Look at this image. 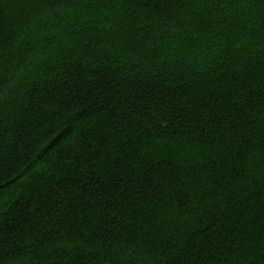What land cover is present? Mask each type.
Listing matches in <instances>:
<instances>
[{
  "label": "trees",
  "instance_id": "16d2710c",
  "mask_svg": "<svg viewBox=\"0 0 264 264\" xmlns=\"http://www.w3.org/2000/svg\"><path fill=\"white\" fill-rule=\"evenodd\" d=\"M262 95L264 0H0V264H262Z\"/></svg>",
  "mask_w": 264,
  "mask_h": 264
},
{
  "label": "snow or ice",
  "instance_id": "6c2138e0",
  "mask_svg": "<svg viewBox=\"0 0 264 264\" xmlns=\"http://www.w3.org/2000/svg\"><path fill=\"white\" fill-rule=\"evenodd\" d=\"M259 103L261 104L262 107H264V95H262L261 97H259ZM260 224L264 225V204L261 205L260 208V220H259ZM245 255H250V253H245ZM253 260L259 259L262 264H264V252H261L259 257L253 256L252 257Z\"/></svg>",
  "mask_w": 264,
  "mask_h": 264
}]
</instances>
